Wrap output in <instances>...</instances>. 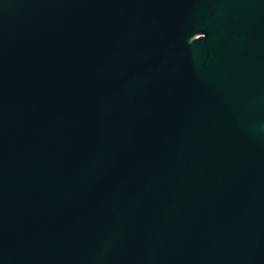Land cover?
<instances>
[{
	"label": "water",
	"instance_id": "95a60500",
	"mask_svg": "<svg viewBox=\"0 0 264 264\" xmlns=\"http://www.w3.org/2000/svg\"><path fill=\"white\" fill-rule=\"evenodd\" d=\"M0 264H264V0H0Z\"/></svg>",
	"mask_w": 264,
	"mask_h": 264
}]
</instances>
